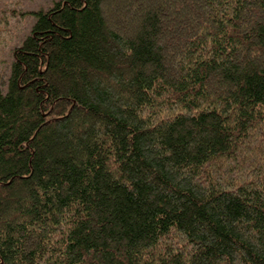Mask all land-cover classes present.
<instances>
[{"label": "trees", "instance_id": "1", "mask_svg": "<svg viewBox=\"0 0 264 264\" xmlns=\"http://www.w3.org/2000/svg\"><path fill=\"white\" fill-rule=\"evenodd\" d=\"M22 14L0 264H264V0Z\"/></svg>", "mask_w": 264, "mask_h": 264}, {"label": "rangeland", "instance_id": "2", "mask_svg": "<svg viewBox=\"0 0 264 264\" xmlns=\"http://www.w3.org/2000/svg\"><path fill=\"white\" fill-rule=\"evenodd\" d=\"M58 0H0V86L4 88L9 73L11 50L29 32L34 20L30 10L47 9ZM15 10L14 15H10ZM22 14V15H21Z\"/></svg>", "mask_w": 264, "mask_h": 264}]
</instances>
